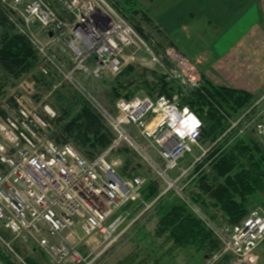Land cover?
<instances>
[{
  "label": "built area",
  "instance_id": "built-area-1",
  "mask_svg": "<svg viewBox=\"0 0 264 264\" xmlns=\"http://www.w3.org/2000/svg\"><path fill=\"white\" fill-rule=\"evenodd\" d=\"M5 1L14 12L19 9L25 26L41 27V38L27 27L24 31L36 44V51L73 83H78V74L116 76L129 62L125 51L135 46V35L128 25L109 23L102 29L77 0H55L72 15L68 22L46 0ZM51 45L58 48L50 51ZM46 59L40 65L45 75L51 71ZM180 63L188 66L183 58ZM179 75L185 80V73ZM190 80L198 85L196 77L190 76ZM115 106V115L106 117L115 129L113 140L89 158L73 143L59 144L46 133L48 122L57 116L50 104L34 106L23 95L15 94L0 103V248L14 263L27 264L16 246L19 240L34 243L33 250L53 264H92L97 255L90 258L92 251L85 254L83 244L98 236L106 242L104 249L115 242L114 232L126 219L118 212L130 203L144 202L147 182L143 173L122 175L118 171L120 160L111 157L124 146L135 149L157 178L168 181L169 188L176 186L181 191L169 173L185 155L201 146V118L166 95L122 97ZM254 129L263 139L264 123L255 120ZM149 147L157 160L148 153ZM182 197L190 201L186 194ZM216 236L220 250L202 264H259L264 207L252 209L237 225L217 228Z\"/></svg>",
  "mask_w": 264,
  "mask_h": 264
},
{
  "label": "rangeland",
  "instance_id": "rangeland-1",
  "mask_svg": "<svg viewBox=\"0 0 264 264\" xmlns=\"http://www.w3.org/2000/svg\"><path fill=\"white\" fill-rule=\"evenodd\" d=\"M46 1L67 22L72 20L73 17L67 12L66 6L55 0ZM77 1L78 6L86 10L95 24L101 26L102 29L108 28L109 23L124 24L133 29L135 46L125 51L129 62L120 74L116 76L104 74L100 78L78 74L76 76L78 83L71 82L63 72L47 61L45 55L38 49L33 57L32 48L36 47V44L24 31V27L27 26L18 16L19 9L14 12L5 0H0V11H3L9 19L5 25L1 22L0 17V50L4 44L3 55L17 59L19 57L18 50L22 49L23 45H27L22 51L28 54L29 61H9L11 64L8 67L7 64H3L6 60L0 55V103L15 94L23 95L34 106L50 104L57 113L56 118L48 122L46 133L50 137H55V139L61 137L62 139L65 136L74 142L76 139H81L83 134L79 132L83 129L84 121L81 116L86 110L98 117L103 125V133L112 132L114 136L115 129L108 123L106 117L108 114L115 115V103L122 97L129 99L136 94L166 95L169 98H176L180 104H183L187 102V99H191L195 90L202 88L203 85H208L207 83L219 87L226 86L215 84L207 78L204 79L205 76H202L204 65L197 59L198 53H195L197 52L196 46L203 45L206 35L210 34L208 32L210 28L208 27V22H210L208 18H211L210 8L206 9L197 5L195 0ZM253 4L258 6L254 7ZM241 6H237L234 10L231 8V12L233 15L237 14L248 6L246 8L248 27L252 24L251 21L261 18L262 24L264 23V0H244ZM27 28L35 35H39L40 38L44 35L39 26H28ZM211 33L213 35V31ZM234 34L236 33L234 32ZM9 36H19L22 42L16 40V43L13 42L7 46L5 38L8 39ZM14 48L17 50L14 51ZM56 48L58 46H52L50 51ZM8 49H12V51H8ZM182 58L187 61L188 66L180 63ZM45 59L51 70L47 75L43 74L40 69V65ZM65 65L67 69L70 68L71 64L68 59ZM179 72L185 73V80L180 77ZM121 74L124 76L122 77ZM190 76L196 77L198 85L191 82ZM250 93L248 104L237 106L235 110L231 106V97L218 101L214 89L211 92L213 99L211 98L208 104L202 102L201 109L197 112L194 110L205 121L201 146L185 155L179 165L169 173V178L176 181L177 188H182L181 191L176 189V186L169 188L168 181L157 178L154 170L149 167L143 157L138 155L135 149L127 147L123 152L114 153L111 158L114 161L120 160L117 168L120 173L140 172L148 182L155 183L149 191L153 198L146 202L143 200L144 202L130 203L118 212V215L126 217V219L122 226L114 232L117 239L106 249H104L106 242H102V238L99 236L96 240L91 239L89 244L82 245L81 250L85 254L92 251L90 258L97 255L92 264H118L121 261L123 264H202L207 256L220 250V241L216 236L217 228L221 229L224 225H237L247 217L252 209L264 207V202H261L259 197L260 191L257 190L247 199V213L243 219L239 223L233 224L221 209L212 205L213 202L206 193L204 197L208 198L205 205L202 204V201L192 198L194 192L195 194L199 193L198 181L201 171L209 172L211 163L215 160L210 155L214 154L217 149L220 148V152H227L235 145L247 144L255 148L254 144H264V138L262 139L254 129L255 120L264 123V91L260 94L258 92ZM207 98L209 99V97ZM212 107L219 111L222 125L217 128L216 133L211 134L206 121L209 117L208 111ZM133 133L137 134L134 131ZM92 137L85 147H93V142L100 147L99 141L95 139L97 137L93 135ZM137 140L139 144H144L138 136ZM149 149L148 153L157 160L154 150L151 147ZM260 152L252 151L251 158H246L243 162L253 163L256 168L255 173L257 176H261L264 181V157ZM200 156H202L201 160L192 166ZM187 168L189 170L184 177H181ZM151 183L149 186L152 185ZM184 194L187 195L189 202L184 201L182 197ZM177 199L183 201L189 211L212 233L217 240L215 248L204 244L201 247L198 227L187 230L186 240H183L180 245H177L175 240H167L170 235V227L164 229V232L162 230L159 234L163 228V225L160 226L161 220ZM16 246L27 264H53L45 255L33 250L34 243L25 244L19 240ZM0 258L5 264H16L10 258L8 259L1 248Z\"/></svg>",
  "mask_w": 264,
  "mask_h": 264
},
{
  "label": "trees",
  "instance_id": "trees-1",
  "mask_svg": "<svg viewBox=\"0 0 264 264\" xmlns=\"http://www.w3.org/2000/svg\"><path fill=\"white\" fill-rule=\"evenodd\" d=\"M1 22L5 25L9 22L8 17L4 14L3 11H0ZM10 38H5L6 45H10L13 42L16 43L17 41L22 42L21 37L19 36H9ZM26 41V40H24ZM17 46V44H16ZM21 46V45H20ZM27 45H23L22 49L18 50L19 57L15 59L14 57L4 56L3 53L5 52V47L3 44V48L0 50V55L3 59H5L4 65H8L10 67L9 61H18V60H26L28 59V54L23 52L22 50ZM17 50L14 48V51ZM33 57L34 53L36 54V49L32 48ZM8 51H12V49H8ZM23 52V55H22ZM11 54V53H10ZM9 54V55H10ZM11 58V59H10ZM31 58V55H30ZM8 59V60H7ZM30 65L32 63H29ZM122 75V74H121ZM124 75H122L123 77ZM208 85H203L202 88L195 90L192 93L191 99H187L186 103L181 104L182 106H188L193 111L196 112L201 109V104L209 103L212 98L211 92L215 89V96L217 97L218 101L221 99L227 100L228 97H231V106L233 109L236 110L237 106H244L248 104V100H250L251 93L242 89H236L227 86H215L212 84L207 83ZM209 97V99L207 98ZM213 99V98H212ZM233 101V102H232ZM221 103V101H220ZM195 112V113H196ZM84 115L81 116L84 118L83 121V129L80 130V134L86 138L76 139L74 141L70 140L68 137H57L55 142L62 144L71 142L73 143L84 155L88 156L89 158H94L99 153H101L113 140V133H103V125L98 119L96 115L92 112L86 110ZM197 114V113H196ZM198 115V114H197ZM208 121L206 124L208 126L209 132L216 133L217 128L222 125V117L219 114V111L211 108L208 111ZM199 116V115H198ZM200 117V116H199ZM203 122V129H204V122L202 117H200ZM214 122H213V121ZM74 124V123H72ZM72 130V129H71ZM206 130V128H205ZM207 131V130H206ZM203 133V130H202ZM100 143V147L95 142L92 143L93 147H85L88 141H90L93 137ZM253 144V143H252ZM255 148L245 144L243 146L235 145L230 151H223L220 152L219 149L214 152V154L210 155L211 158L214 157V162L211 163V168L209 172L201 171V177L198 181L199 193L192 195V198L197 201H202V204L205 205L207 198L209 197L212 200V205L216 206L218 209H221L224 214L229 218L231 223L237 224L243 219L245 214L247 213V206L246 202L251 195H253L257 190L264 191V181H262L261 176H257L255 173L256 168L253 163L250 162H243L244 159H250L252 151H261L260 154L264 157V144H254ZM126 148V147H124ZM119 149L118 152H123L126 149ZM220 152V153H219ZM203 173V174H202ZM122 175H130V173H126ZM150 181V180H149ZM149 183L146 182L145 189L143 192V200L149 201L153 198L151 192L152 187L155 183H151L152 185L149 186ZM151 193V194H150ZM207 194L208 197L205 198L204 194ZM134 203V202H133ZM132 204V203H131ZM218 220V219H217ZM163 225L159 234L164 232V229L170 227V235L168 236L167 240H175L177 245H180L183 240H186V231L190 230L192 227H198L200 230V245H207V246H216V239L212 235V233L206 229L205 225L192 213L189 211L186 204L177 199L175 203L172 205L170 211L163 217L160 222V226ZM214 246V248H215ZM9 259V258H8ZM13 263V262H12ZM118 264H123V262H119Z\"/></svg>",
  "mask_w": 264,
  "mask_h": 264
},
{
  "label": "crops",
  "instance_id": "crops-1",
  "mask_svg": "<svg viewBox=\"0 0 264 264\" xmlns=\"http://www.w3.org/2000/svg\"><path fill=\"white\" fill-rule=\"evenodd\" d=\"M195 1L203 8H210L211 18L207 17L210 20L208 22L210 34L206 35L203 45L196 46L197 52H195L198 53L197 59L204 65L202 70L204 79L252 93H262L264 91V23L262 24V18L251 21L252 24L248 27L246 10L248 6L237 14L233 12V15L231 8L234 10L237 6H241L244 0H236L239 2H232L234 0ZM259 195L261 202H264V191H261ZM257 253L259 264H264V243L258 248ZM0 264H5L1 258Z\"/></svg>",
  "mask_w": 264,
  "mask_h": 264
},
{
  "label": "snow or ice",
  "instance_id": "snow-or-ice-1",
  "mask_svg": "<svg viewBox=\"0 0 264 264\" xmlns=\"http://www.w3.org/2000/svg\"><path fill=\"white\" fill-rule=\"evenodd\" d=\"M193 123H195V121H193Z\"/></svg>",
  "mask_w": 264,
  "mask_h": 264
}]
</instances>
